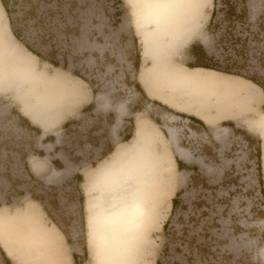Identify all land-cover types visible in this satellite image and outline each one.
Wrapping results in <instances>:
<instances>
[{"label":"rangeland","instance_id":"obj_1","mask_svg":"<svg viewBox=\"0 0 264 264\" xmlns=\"http://www.w3.org/2000/svg\"><path fill=\"white\" fill-rule=\"evenodd\" d=\"M135 3L130 0L129 6L125 0H9L11 15L14 20L21 18L25 35L35 36L43 31L51 34L46 43L36 46L38 51L46 54V49L52 47L57 49L56 60L62 63L61 57L66 58L65 69L37 58L41 72L72 76L79 84L80 95L72 99L65 96L62 106L52 108L49 114L40 109V114L32 97L25 98L15 88L0 91V206L13 213L25 204L36 203L47 234L56 240L55 244H46L27 221L0 227V264H49L51 260L56 264H94L88 247L89 240L94 243L89 229V222L94 223V206L93 202L87 205L86 199L88 195L95 197L99 178L94 185H86L85 175L107 158L99 162L100 153L122 143L124 135L133 134L137 114L160 132L164 140L160 144L166 145L171 154L175 174L168 185L174 186L172 199L177 197V202L175 207L172 202H164L156 224L148 232V245L133 254L135 264H156L157 259L160 264H264L263 128L253 129V122L264 111V95L255 113L241 108L240 114L221 117L213 124L191 120L193 115L147 96L137 86L142 65L139 35L147 38L152 33L141 20ZM30 7H35V15L23 19ZM212 7L213 0L198 27L199 35L184 48L169 53L174 66L188 67L185 64L193 62L186 53L191 43H202L208 54L218 59L231 53L237 44L217 41L229 29L248 37V49L264 51V0L219 2L218 7H231V14L219 11L215 32L206 29ZM203 35L206 42L201 40ZM138 53L137 70L134 61ZM244 59L247 62L241 73L256 71L264 84V60L260 63L255 54ZM225 75L250 83L255 92L261 90L248 79ZM50 92L55 98V92ZM98 95L107 100L108 109L97 108ZM27 101L31 111L37 113L31 112L30 116L40 123L49 121L48 130L31 122L28 114H22ZM89 102L96 109H85ZM120 102L124 103L125 112L116 125L113 108ZM67 121L70 124L64 126ZM122 125L126 128L117 136ZM48 143L55 148L49 157H43L41 149H46ZM176 146L186 152L187 159L179 157ZM30 157L38 167L33 173L27 166ZM66 169L68 173L52 177L54 170ZM50 229L57 230V235Z\"/></svg>","mask_w":264,"mask_h":264},{"label":"bare ground","instance_id":"obj_2","mask_svg":"<svg viewBox=\"0 0 264 264\" xmlns=\"http://www.w3.org/2000/svg\"><path fill=\"white\" fill-rule=\"evenodd\" d=\"M125 1L130 4V0ZM134 1L140 9L141 20L152 33L147 38L145 34L139 35L142 65L137 81L147 96L207 124H213L221 117L240 114L241 108L255 113V107L263 97L261 90L255 92L250 83L234 80L208 68L174 66L168 56L171 51L177 52L199 35L198 27L206 18L205 11L212 0ZM201 38L206 42L204 35ZM46 85L54 86V89H47ZM78 85L72 76L60 72L53 75L41 72L37 57L11 34L6 12L0 2V91L15 88L25 98L26 95L33 98V103L39 107L37 111L45 109L49 114L52 108L66 102L65 96L70 99L79 97ZM50 91L55 92V98ZM26 104H23L22 114H28L31 122L48 130L50 122H37L33 115L30 116L33 112L31 104ZM97 105L100 108L109 107L101 95L97 97ZM113 110L117 125L125 112L124 103L116 104ZM39 113L43 114L41 110ZM138 115L131 137L118 143L93 172L85 175L86 185L92 182L94 185L99 178L95 185V197L88 195L86 199L87 205L93 202L94 206V223L89 222L93 245V239L90 237V241L88 238L94 264H135L134 252L145 250L150 228L156 224L164 202L169 205L174 194V186L168 185L175 174L171 154L166 145L160 144L164 143L160 132L148 126ZM253 125L254 130L263 128L261 166L264 173V111ZM170 129L171 138L175 140ZM175 150L179 157L188 158L180 147L176 146ZM29 162L32 169L38 171L37 162L32 157ZM61 172H68V169L54 170V177ZM35 204H25L13 213L0 207V227L27 221L33 224L46 244H55L56 240L46 232L42 211ZM50 230L57 235V230ZM5 250L8 251L7 248Z\"/></svg>","mask_w":264,"mask_h":264},{"label":"trees","instance_id":"obj_3","mask_svg":"<svg viewBox=\"0 0 264 264\" xmlns=\"http://www.w3.org/2000/svg\"><path fill=\"white\" fill-rule=\"evenodd\" d=\"M224 0H213V5L211 11H210V16L209 20L206 26V29L211 32H215L216 28L219 25V19H218V13L219 11H223L224 14H231V7H218L219 2H223ZM7 18H8V23L9 27L11 30V33L13 34L14 38L21 44L23 45L28 51L33 53L39 60H44L49 62L52 66L60 68V69H65L67 65L66 58L62 56V63H60L58 60H56V53L57 49L50 47L49 49H46V54H42L40 51H38L36 46H41L42 44L46 43L48 41L49 36L51 34L49 32H40L39 34L35 36H30V35H25L23 33V26L19 23L21 21V18H15L13 19L11 15V10L10 7L8 6L9 0H0ZM35 7H30L27 11L24 12L23 14V19L24 17H32L35 15L34 13ZM228 15V16H229ZM38 25L41 24V19L37 20ZM46 26L43 27V30H45ZM256 36V35H255ZM247 36L243 35H237L236 32L232 31V29L226 30L222 35H220L217 39L218 42H222L225 44V42H229L230 46H232V52L227 53L224 55L222 59H218L214 54H208L206 49L201 43H191L186 51V53L193 58V62L191 63H186L185 65L188 67H203V68H208V69H213L216 71H219L221 73L225 74H231V75H237L240 77H243L245 79L250 80L254 84H256L258 87L263 92L264 95V84L261 83L258 80V77L256 76L257 73L256 71H253L252 74H246V73H241L240 69L245 68L246 66V60L244 58L248 57V54H255L257 55V58L259 62L261 63L264 60V51L260 50L258 52L250 50L246 47V42L245 40L247 39ZM244 59V60H243ZM139 64H140V55L138 53V57H136L134 61V67L136 69H139ZM74 75L78 76L81 78L76 73H73ZM138 88L141 89L139 83H137ZM143 92V90L141 89ZM92 92L95 93V89L92 90ZM86 108H92V104H89L88 106L84 107ZM263 109H264V103H263ZM191 120H199L193 116H190ZM70 121L66 122L64 126H68ZM132 135V134H131ZM131 135H124L122 138V141H127ZM259 152V151H258ZM106 154V153H104ZM102 155V158H104L105 155ZM177 165H180V162L176 160ZM172 206L175 207L176 202H177V197H174L172 200ZM166 227V224L164 225ZM72 257L75 259V254H72ZM156 264H160L159 259H157Z\"/></svg>","mask_w":264,"mask_h":264},{"label":"crops","instance_id":"obj_4","mask_svg":"<svg viewBox=\"0 0 264 264\" xmlns=\"http://www.w3.org/2000/svg\"><path fill=\"white\" fill-rule=\"evenodd\" d=\"M128 5H130V4H128ZM202 44V43H201ZM139 71V70H138ZM138 82V81H137ZM140 85V84H139ZM89 104H92V108H91V110L92 109H94L95 108V104L92 102H89V103H87L85 106H88ZM96 106H97V108H99L100 109V107L96 104ZM103 109L104 108H106V109H108L109 107H102ZM96 109V108H95ZM115 113V112H114ZM123 117L124 116H122L121 117V119L123 120ZM196 118V117H195ZM115 119H116V116H115ZM115 121V120H114ZM68 122V121H67ZM116 122V121H115ZM70 124V123H69ZM118 125V124H117ZM116 126V125H115ZM126 128V127H125ZM125 128H124V126L122 125V126H120V128L117 130V136L119 135V133L120 132H122L123 130H125ZM110 132H112V128L110 129ZM111 135V134H110ZM118 143H120V142H118ZM117 143V144H118ZM116 144V145H117ZM55 145H52L51 143H48L47 144V146H46V149L45 148H42L41 150H42V153H43V157L45 156V155H47L48 157L50 156V154H51V152L54 150V147ZM116 147V146H115ZM115 147H113V148H111L110 150H108V151H106L105 153L106 154H104L105 156H104V158L105 157H107L114 149H115ZM102 153H100V160H99V162L103 159L102 158ZM33 158V157H32ZM34 159V158H33ZM98 162V163H99ZM30 164V162H29V159H28V168H30V170H31V172L33 173L34 171H33V169H32V167H31V165H29ZM30 166V167H29ZM94 168V167H93ZM30 172V171H29ZM54 172V171H53ZM69 172V171H68ZM68 172H61V173H59L57 176H55V178H57V177H60V176H62L63 174H66V173H68ZM52 177H54V175L52 174ZM1 207V206H0ZM64 242V241H63ZM64 244V243H63ZM65 245V244H64ZM1 246V245H0ZM3 249V248H2ZM5 252V251H4ZM6 254V253H5ZM7 255V254H6ZM6 255H4V256H6ZM2 256V255H1ZM8 256V255H7ZM20 261V260H19ZM49 264H56L55 263V260H51L50 261V263Z\"/></svg>","mask_w":264,"mask_h":264}]
</instances>
